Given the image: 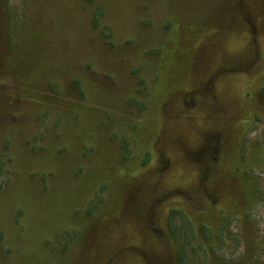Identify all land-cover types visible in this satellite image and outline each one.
<instances>
[{
  "label": "rangeland",
  "instance_id": "obj_1",
  "mask_svg": "<svg viewBox=\"0 0 264 264\" xmlns=\"http://www.w3.org/2000/svg\"><path fill=\"white\" fill-rule=\"evenodd\" d=\"M0 264H264V0H0Z\"/></svg>",
  "mask_w": 264,
  "mask_h": 264
}]
</instances>
